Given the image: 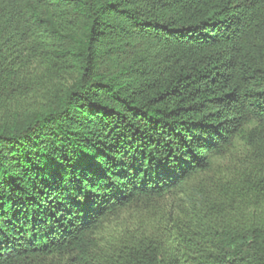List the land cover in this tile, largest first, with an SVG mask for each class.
Instances as JSON below:
<instances>
[{
    "label": "trees",
    "instance_id": "16d2710c",
    "mask_svg": "<svg viewBox=\"0 0 264 264\" xmlns=\"http://www.w3.org/2000/svg\"><path fill=\"white\" fill-rule=\"evenodd\" d=\"M0 264H264V0H0Z\"/></svg>",
    "mask_w": 264,
    "mask_h": 264
},
{
    "label": "rangeland",
    "instance_id": "374dc122",
    "mask_svg": "<svg viewBox=\"0 0 264 264\" xmlns=\"http://www.w3.org/2000/svg\"><path fill=\"white\" fill-rule=\"evenodd\" d=\"M247 148L240 141H236L233 148L224 156L214 158V168L210 174H220L225 171L226 165L231 166L238 163V159L245 154ZM209 174V173H208ZM177 201L172 196H166L161 199H154L149 204L140 203L119 211L105 221L104 228L101 231L102 239H107L110 235L119 234L126 230H137L143 226H149L151 223H158L170 213V207L175 206ZM103 243V242H101Z\"/></svg>",
    "mask_w": 264,
    "mask_h": 264
}]
</instances>
